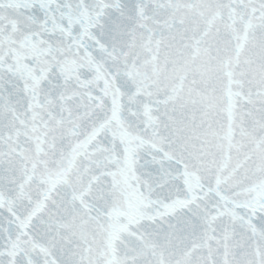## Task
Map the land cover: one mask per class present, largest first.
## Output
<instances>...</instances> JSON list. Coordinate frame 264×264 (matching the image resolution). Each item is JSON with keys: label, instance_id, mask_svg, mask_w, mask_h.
Wrapping results in <instances>:
<instances>
[{"label": "snow or ice", "instance_id": "1", "mask_svg": "<svg viewBox=\"0 0 264 264\" xmlns=\"http://www.w3.org/2000/svg\"><path fill=\"white\" fill-rule=\"evenodd\" d=\"M0 264H264V0H0Z\"/></svg>", "mask_w": 264, "mask_h": 264}]
</instances>
